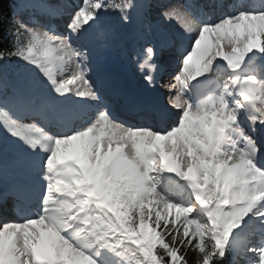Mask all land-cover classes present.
Returning <instances> with one entry per match:
<instances>
[{"label": "snow or ice", "instance_id": "1", "mask_svg": "<svg viewBox=\"0 0 264 264\" xmlns=\"http://www.w3.org/2000/svg\"><path fill=\"white\" fill-rule=\"evenodd\" d=\"M149 6L83 0L57 29L34 0H0V63L44 97L9 94L0 76V131L34 174L0 192L18 214L0 216V264H264V0L160 12L189 41L152 114L166 127L118 118L92 78L105 15L131 25ZM156 58L147 44L138 63L151 87Z\"/></svg>", "mask_w": 264, "mask_h": 264}, {"label": "rangeland", "instance_id": "2", "mask_svg": "<svg viewBox=\"0 0 264 264\" xmlns=\"http://www.w3.org/2000/svg\"><path fill=\"white\" fill-rule=\"evenodd\" d=\"M67 0H64V3ZM71 1V6L73 5H80L83 3V0H70ZM240 3V0L237 1ZM63 3V2H59ZM197 3V0H156L153 6V9L150 10L151 12V20L153 19L154 21H159L160 25L165 27V29H168L172 32L174 36L178 38V48L173 49V51H170L168 53V56L163 59L164 64L167 67V73L163 81H165V85L173 82L172 77L175 75V73L178 71L180 67V61L182 59L181 53L185 50L188 49L186 48V39L182 38L179 35V32L176 30L179 26L176 24L175 21L172 22V24H169L167 21H162L160 18V12L164 10L165 7H170V6H188L187 8L182 7L181 10L183 11H191L193 10V6ZM66 20V19H65ZM64 21H57V23L60 25L58 29H63L64 26ZM175 25V27H173ZM168 94V92H167Z\"/></svg>", "mask_w": 264, "mask_h": 264}, {"label": "trees", "instance_id": "3", "mask_svg": "<svg viewBox=\"0 0 264 264\" xmlns=\"http://www.w3.org/2000/svg\"><path fill=\"white\" fill-rule=\"evenodd\" d=\"M6 7H8V5H6ZM189 259L192 260L193 264H195V256H194V254L190 255ZM224 264H227V260H225Z\"/></svg>", "mask_w": 264, "mask_h": 264}, {"label": "bare ground", "instance_id": "4", "mask_svg": "<svg viewBox=\"0 0 264 264\" xmlns=\"http://www.w3.org/2000/svg\"><path fill=\"white\" fill-rule=\"evenodd\" d=\"M186 46H189V41L186 39ZM132 124V123H131ZM134 125V124H133Z\"/></svg>", "mask_w": 264, "mask_h": 264}]
</instances>
